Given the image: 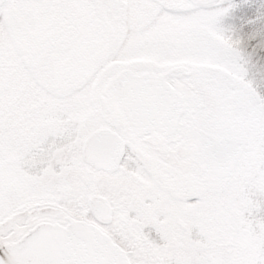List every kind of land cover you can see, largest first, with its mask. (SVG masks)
Listing matches in <instances>:
<instances>
[{
  "label": "snow or ice",
  "instance_id": "obj_1",
  "mask_svg": "<svg viewBox=\"0 0 264 264\" xmlns=\"http://www.w3.org/2000/svg\"><path fill=\"white\" fill-rule=\"evenodd\" d=\"M0 264H264V5L0 0Z\"/></svg>",
  "mask_w": 264,
  "mask_h": 264
},
{
  "label": "rangeland",
  "instance_id": "obj_2",
  "mask_svg": "<svg viewBox=\"0 0 264 264\" xmlns=\"http://www.w3.org/2000/svg\"><path fill=\"white\" fill-rule=\"evenodd\" d=\"M236 3H240V0H235ZM245 3H256L258 5H264V0H245ZM251 19V17H249Z\"/></svg>",
  "mask_w": 264,
  "mask_h": 264
}]
</instances>
